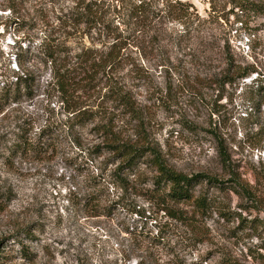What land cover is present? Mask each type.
I'll use <instances>...</instances> for the list:
<instances>
[{"label": "rangeland", "instance_id": "rangeland-1", "mask_svg": "<svg viewBox=\"0 0 264 264\" xmlns=\"http://www.w3.org/2000/svg\"><path fill=\"white\" fill-rule=\"evenodd\" d=\"M181 1L192 4L190 14L162 25V49L151 44L154 24L118 20L95 34V46L89 36L69 45L77 52L130 38L122 54L132 65L115 72L140 118L98 96L95 106L108 108L121 140L148 142L179 173L224 181L195 187L211 200L207 215L154 193L150 153L120 168L103 134L72 119L49 69L40 70L32 98L22 90L1 106L0 264H264V0H252L260 12L241 11V0ZM60 6L73 3L0 0V91L20 73L14 54L19 47L37 54L42 22L57 24L52 10ZM20 139L27 142L16 152ZM232 180L256 187L258 202L239 198Z\"/></svg>", "mask_w": 264, "mask_h": 264}, {"label": "trees", "instance_id": "trees-1", "mask_svg": "<svg viewBox=\"0 0 264 264\" xmlns=\"http://www.w3.org/2000/svg\"><path fill=\"white\" fill-rule=\"evenodd\" d=\"M54 1L59 4L61 0ZM69 1L73 3L70 8L53 7V12L59 11L55 16L57 24L50 17L42 22L40 31L44 32L45 38L37 48L36 55L30 58L28 55L30 51L23 50L22 47H19L14 54L15 67L20 73L14 76V81L3 85V89L0 91L3 94L0 97V112L2 103L9 98L18 101L22 97V90L25 92V96L32 98L36 74L40 70L49 69L52 79L50 84L54 85L62 102L66 103L67 111L72 114V119L81 124L86 122L94 124V129L104 136L105 148L120 160V168L133 169L150 153L153 156L152 165L156 171L153 179L154 193L165 203H191L203 218L210 210L211 200L203 193L196 194L195 187L203 182L221 186L224 181L203 173L193 176L179 173L169 167L161 154L156 152L148 142L146 146L138 147L121 140L118 132L115 131L114 120L107 117L108 108L103 111V106H95L97 101L94 99L95 96H98L97 99L103 98L105 102L115 103L118 109H122L132 118L139 119L142 114V110L136 105L134 95L131 91L123 88V85H120L115 72L124 65H132L125 61L124 54H122L123 49L131 43L130 38L117 35V37H112V43L104 40L101 43V48L97 49L93 47L95 41L98 40L94 38L95 34L105 35L109 32L111 24L117 20L120 25L128 22L146 29L149 27L148 30H151L154 24L157 34L151 38V44H156L159 49H162L160 44L163 39L160 36L163 33L159 32L160 28L167 22H184V19L190 14L192 4L181 0H164V5L160 8L158 6L160 0ZM237 6L243 12L261 11L260 5L252 0L238 1ZM8 8H13V5H9ZM65 10L67 11L65 12ZM157 24L160 27H157ZM104 26L106 29H103ZM82 36H89L93 46L89 48L83 46L76 52L69 43L73 42L71 38L81 39ZM107 36L111 38L109 35ZM229 65L231 66V63ZM238 69L240 71L238 74L243 72L241 77L249 74L248 68L238 67ZM230 72L231 68H226L224 76L228 78ZM102 83L105 88H108L103 95L98 89ZM260 91L264 92L263 86ZM95 107L97 108L95 109ZM26 142V140L20 139L19 145L16 144L15 151L18 152L21 149L18 146L24 147ZM232 182L235 184L234 192L239 198L258 202L259 190L256 187L239 180H232ZM245 208L243 207V209ZM136 213L140 212L136 211ZM172 216L179 221L186 220L177 215L175 211ZM159 236L161 237V234Z\"/></svg>", "mask_w": 264, "mask_h": 264}]
</instances>
